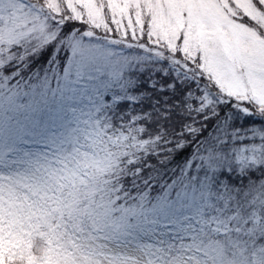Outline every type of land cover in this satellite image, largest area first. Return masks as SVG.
<instances>
[{
	"label": "rangeland",
	"instance_id": "374dc122",
	"mask_svg": "<svg viewBox=\"0 0 264 264\" xmlns=\"http://www.w3.org/2000/svg\"><path fill=\"white\" fill-rule=\"evenodd\" d=\"M22 60L0 75V264H264V0H0V67ZM157 73L211 129L125 190L105 173L160 136L116 105Z\"/></svg>",
	"mask_w": 264,
	"mask_h": 264
},
{
	"label": "trees",
	"instance_id": "16d2710c",
	"mask_svg": "<svg viewBox=\"0 0 264 264\" xmlns=\"http://www.w3.org/2000/svg\"><path fill=\"white\" fill-rule=\"evenodd\" d=\"M70 23L77 24L72 21ZM82 29L84 25L81 24ZM52 49L49 47L48 49L41 52V54L37 56H33L31 62L27 64L28 70L30 72L26 74L25 78L28 77L36 67H43L50 56ZM24 60L20 62H8L5 65L0 67V75L6 77L9 82H13L20 79V74H24L27 70L24 69ZM12 75V76H11ZM157 75V82L154 83L153 86L148 85V82H140L137 89L144 90V95L140 96V99L133 104H130L128 101H121L117 103L116 115L119 113L123 114V116H130L131 112L138 111L142 113L144 116L139 118L138 121L142 125L141 136L143 138L154 137L159 135V143L158 147L161 148L160 151H153L148 153H141L140 156L135 157L134 161H128L126 157H123L116 165L118 168L115 172L109 175L113 180L121 183L120 186L125 187L127 190L130 187L131 191L135 189L132 188V184L134 180L141 181L143 178L152 171L162 170V178L165 177L171 178L175 174H177V170L185 161H187L192 153L193 148L196 147L200 138L206 137L208 135V131L211 129L210 125L201 126L199 131H195L191 129V126L188 125L193 117L192 110L188 108V100L184 98L185 91L180 89L179 86L173 87V89H169L165 87L164 89H158L159 82L165 83L169 80L167 76H162L159 73ZM10 76V77H9ZM169 82V81H168ZM0 97L4 99L9 98L8 93L2 92ZM115 115V116H116ZM200 116L201 114H196ZM201 120L202 119V116ZM119 118H114L112 125L117 127L120 125L118 122ZM141 168V171H138ZM166 169V170H165ZM165 170V171H164ZM135 171V172H134ZM131 172V173H130ZM138 174V175H137ZM249 175H253L252 173H248ZM263 172H259V176H261ZM244 176H242L243 178ZM75 182L79 185V187L83 189H89L91 187L90 182L87 180L85 184L82 183V177H75ZM122 189V188H121ZM81 210L72 211L71 215H75L77 221L79 222V226L82 229L83 227V219ZM88 223L91 220V214L87 211ZM83 221V222H82ZM91 224V223H90ZM34 248V246H33ZM34 252V250L32 251ZM12 256H7L4 263L5 264H22L23 258ZM25 261L26 258H25Z\"/></svg>",
	"mask_w": 264,
	"mask_h": 264
}]
</instances>
